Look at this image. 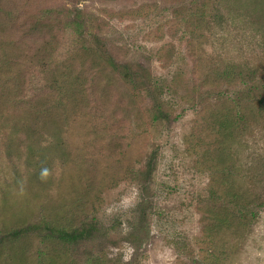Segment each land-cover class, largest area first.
<instances>
[{"label":"rangeland","instance_id":"374dc122","mask_svg":"<svg viewBox=\"0 0 264 264\" xmlns=\"http://www.w3.org/2000/svg\"><path fill=\"white\" fill-rule=\"evenodd\" d=\"M206 4L207 15L203 4L183 0L17 3V23L28 13L54 12L55 7L61 15L79 9L87 23L82 37L60 20L58 38L49 43L29 37L21 25L12 27L5 33L13 43L0 55V62L13 58L11 67L17 64L29 83L46 76V53L39 55L45 51L48 74L69 72L67 65L88 70L91 87L78 92L77 106L63 125L64 154L56 161L53 157L45 199L86 203L97 230L93 242L73 248L74 260L94 253L105 255L106 264H264L262 89L255 81L243 83L244 76L223 73L232 63L264 73V0ZM216 8L221 18H214ZM100 41L139 78L127 82L118 73L113 76ZM81 45L96 55H78ZM17 48L27 54L11 57ZM156 90L163 92L166 117L161 120L154 116ZM239 109L247 114L245 123L225 127V114ZM12 125L0 126V210L8 200V206L25 213L26 158L35 140L26 141L21 124L20 148H12L6 140ZM42 138L37 141L43 143ZM149 164L153 171L146 181L133 177ZM233 188L255 200L254 218H233L228 194ZM53 207L40 202L30 212V223L48 219L45 211L55 213ZM9 219L0 214V230L15 224Z\"/></svg>","mask_w":264,"mask_h":264},{"label":"trees","instance_id":"16d2710c","mask_svg":"<svg viewBox=\"0 0 264 264\" xmlns=\"http://www.w3.org/2000/svg\"><path fill=\"white\" fill-rule=\"evenodd\" d=\"M174 1L177 2V0ZM183 1H190L198 5L203 4V14L207 15L209 7H206V0ZM22 2L23 0H0V55H5V47L13 43H11L10 35L6 40L8 34L5 31L8 30L10 33L12 27L20 25L25 28L24 33L29 37L43 39L47 43H49V38H58L56 26L58 27V24L61 25L62 23L80 36L84 37L86 35L87 23H85L83 13L79 12V9L74 12L75 14L73 13L74 15H61L60 12H57L56 7L53 8L54 12L47 10L40 15L28 13L22 23H17L19 22V12L15 8L17 3ZM220 14L219 18L222 17V11L216 8L214 18L216 19ZM201 19V22L204 23L205 16L202 15ZM91 20L92 18H89V23ZM100 43L101 57L116 71L113 72V76L118 73L127 82H132L134 79L139 78L137 76L138 71H130L126 63H124L126 65L118 63L111 56L110 50L101 41ZM83 46L77 47L78 55L85 53V51L96 55V53L92 52V48L88 47L86 49ZM26 54L25 48H17L12 50V55L10 56ZM44 54L46 76L42 80L33 77L37 80L34 83L27 82V75L21 72L17 64L11 67L10 63L14 60L13 58L6 59L4 57V61L0 62V126L6 127L10 122H13V127L8 132L6 140L12 148H20L21 134H19V126L21 124H23L25 133L28 134L26 141L35 140L30 146L29 155L26 158L29 163V168L26 171L27 177L29 176V184L27 195L22 202H25L27 210L25 213H20L16 206H8V200L4 201L7 206H3L0 210V214L3 217L10 218L9 221L15 222L13 226L9 227V225H6L0 230V264H106V256L102 254L96 256L94 253H88L86 254V260H74L73 248L77 245L93 242L97 230L94 221L89 220L90 216L86 203H74L70 198L63 199L61 203L53 200L54 198L47 202L45 200L46 191H49L48 186L53 180L51 170L55 165L54 159L56 161V158L59 159L61 154H64V151H61L64 148L61 137L63 125L67 118L70 117L72 107L77 106L75 97L78 92L83 88V90L90 88L91 85L88 84V70L82 65L79 67L74 65L76 70L71 65H67L70 68L69 72L48 74V52L39 53V55ZM108 56H110V59L106 60ZM100 61H98L99 65L101 64ZM3 66L6 67V70L2 69ZM213 72L216 71L212 70ZM223 73H227V75L224 74L226 76L232 74L239 77L244 76L243 83L257 82L261 87L260 89H262L258 102L260 107L264 108V73L257 74V71H246L235 63L229 65V68H225ZM223 78L227 79L228 77L223 76ZM236 78L233 77L234 81H236ZM228 81L229 83L233 82V80ZM247 93L250 94L251 92L248 90ZM153 94L156 96L154 99V112H156L154 116L160 120L165 119V104L162 102L164 101L163 92L162 90H156ZM229 111L230 114H225L227 118L225 119L224 117L225 127H229L231 123L234 124L237 121L245 123L247 119L246 112L241 109L236 110V112H233V110ZM41 137L46 138H42L44 140L43 143L37 141ZM150 165L144 172H133V177L139 181H146L153 171ZM16 188L18 189V187ZM87 192L84 191V194ZM241 192L239 189L236 190L234 188L228 192L231 199L229 210H232L233 218H241L243 220V218L249 217L252 219L257 212L255 200L248 201L244 199L245 195H242ZM78 198L83 199V197ZM40 202L47 205V208L54 206L53 208H56V212L48 213V211H45L49 214L48 219L46 218L42 223L40 221L30 223L32 219L30 212L34 211V207L40 206ZM259 204L263 206L264 202L262 201ZM19 205L22 206L23 204L20 203L17 206ZM228 212L231 214V211ZM145 219L146 217L144 216L143 222H145ZM225 221L229 222L226 218ZM238 222L240 224L242 221ZM145 231L148 236L149 229L147 227ZM147 236H144L143 239L146 240ZM35 239H38V241ZM129 242L132 241L129 239Z\"/></svg>","mask_w":264,"mask_h":264}]
</instances>
